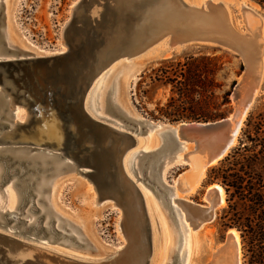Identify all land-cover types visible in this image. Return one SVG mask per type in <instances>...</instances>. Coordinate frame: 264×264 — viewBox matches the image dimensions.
<instances>
[{"label": "rangeland", "instance_id": "obj_1", "mask_svg": "<svg viewBox=\"0 0 264 264\" xmlns=\"http://www.w3.org/2000/svg\"><path fill=\"white\" fill-rule=\"evenodd\" d=\"M184 1L197 6L206 0ZM222 1L227 13L222 11L220 16L227 19L231 28L238 34L249 32L243 19L242 5L257 14L259 22L262 20L259 24L263 50L264 0ZM74 3H77L79 8L77 7V12L72 14L70 9ZM106 3L113 4L112 0H0V40L4 41L3 30L7 28H10L16 40L15 47H10L11 52L6 51L3 46L5 55L19 57L41 52H62L65 25L72 24L75 19L74 24L80 27L79 18L97 17ZM204 7L207 8L206 3ZM226 14L228 18L225 17ZM70 38L73 37L67 38L69 44ZM170 40L168 34L156 39L154 44L140 53L113 58V61L111 60L112 62L110 61L102 70V74L99 75L101 77L96 79L95 87L90 94L93 107H96L98 100H106L108 108L105 115L109 114L133 130L139 123L138 133L129 148L137 153L144 151V155L147 156L140 160L148 164V161L155 159L154 166L157 165L156 170L154 166L151 170L155 181L152 188L156 189L157 197L145 181L147 170L140 165L142 176H138L137 179L133 175L141 189V196L138 197V205L141 204L139 208L142 209L144 206L143 210L139 209L140 226L147 249L144 264H210L211 254L225 242L228 229H235L237 232L240 264H254L249 262L248 254L241 244L239 231L235 227L243 223V216L248 215L246 203L234 192L233 187L226 186L225 183L234 178H239L241 185H254L259 181L264 183V50L261 55L259 87L241 121L236 142L220 160L204 170L201 182L199 181L191 193L183 194V197L196 204H209L204 196L209 186L215 183L223 187L224 205L214 210L212 219L191 230L182 212L180 220L183 228L179 226V222L176 221L177 215L169 212L172 208L167 196L171 194V190L164 191L155 180L158 177L159 159L155 157L156 153H152L160 145L158 132L163 129L157 130L155 124L165 127L179 122H207L227 117L234 111L233 88L240 81L246 65L238 51L224 47L225 45L195 41L169 49ZM63 51H67L66 47ZM15 106L19 112L26 113L25 107L17 103L10 106V110ZM81 123L84 125L80 133L83 134V129L87 134L85 140L87 141L89 137L92 140L88 152L94 157L97 169L91 168L90 165H81L78 169L87 175L78 173L76 169L74 171L63 168L47 177L44 175L47 174V170L40 175L37 171L26 172L22 176L16 173L10 176L9 182L26 179L27 184H31L36 176H40L36 186L30 185L33 195L38 197L37 193L41 194L40 202H37L40 210L33 211L30 216L42 215L41 219H48L51 216L50 221L60 223L62 229H68V235H74V239L57 236L51 243L56 248L88 262L109 259L119 250L120 252L125 250L123 252L131 255L135 243L129 242L131 235L129 233H132L129 232L132 228L130 219L128 216L127 219L124 217L125 210L115 202L114 197L105 195L101 190L103 182L106 184L108 180L111 181L105 163L106 148L101 147L104 133L100 132L98 127L84 121ZM1 146L6 145L0 144ZM193 149L191 143L185 144V148L174 155L172 162L165 165L162 171L164 185L173 184L174 179L189 169V164H180L178 161L182 154ZM39 150L58 154V151L53 152L45 147H33L30 153ZM63 158L62 161L67 160ZM108 163L113 164V161L109 160ZM0 164L4 166L1 160ZM11 167L17 165L14 163L10 165ZM19 168L20 171L23 170L21 166ZM118 175L117 171V182L113 188L119 187ZM43 177L42 182H46V185L42 191H38ZM7 182L3 181L0 186L2 211L8 208L7 199L3 195ZM11 191L16 197L24 196L25 192L20 189L19 184L11 186ZM157 198L163 201L162 204L166 208L162 207ZM32 199L28 198V205ZM16 206L17 211L25 210L20 204L18 206L17 201ZM41 208L47 212L42 214ZM20 216L25 215L21 213ZM11 224L6 225L7 230ZM127 233L129 236L126 237ZM69 255L67 256L71 257Z\"/></svg>", "mask_w": 264, "mask_h": 264}, {"label": "bare ground", "instance_id": "obj_2", "mask_svg": "<svg viewBox=\"0 0 264 264\" xmlns=\"http://www.w3.org/2000/svg\"><path fill=\"white\" fill-rule=\"evenodd\" d=\"M216 2L217 1L215 0H206L203 1V4L200 6H196L191 3H186L184 0H157V2L150 3L151 5L138 8L134 20L130 23L128 37H123V35L121 38H118L117 35L120 37L121 33L113 32L109 27L102 29L104 31L103 34L106 35L104 43L105 47L99 53L101 56L106 53H115L118 54V57L132 56L144 51L147 47L154 44L156 39L169 34L171 39L168 46L169 49L192 41H206V43H213L221 46L225 45L224 47H229V49L238 51L244 58L246 65L245 72L241 76L240 81H238L236 88L233 90L235 94H232L235 101L234 111L227 117L215 121H207L206 123L204 121H192L201 126L216 123L224 125L218 130H208L204 132H199L200 129H194L193 131L186 130L185 128L180 129L182 132L180 138L183 142H181V147L176 149L175 154L184 149L185 144L191 143L193 145L194 149L182 154V157L178 161L180 164H189V169L174 179L173 184L167 186H164L165 181L162 177V171L165 168V165L162 167L159 174V180L157 182L162 186L164 191L171 190V194L167 196L168 201L171 202L172 208L169 212L177 215L176 221H178L179 226L183 228L180 220V214L182 212L185 220L188 221L191 230L198 228L204 221L206 222L207 220L212 219L214 210L217 207L222 206L224 202L223 187L215 183L209 186L210 188L207 189V194L204 196L206 201H209V204L205 203L204 205L196 204L193 201L186 199V197H183V194L191 193L201 180L204 170L208 166L210 167V165L216 163L217 160L236 142L235 139L239 128H241V121L244 119L246 111L251 102H253V97L256 95L259 87L258 84L261 76V55L264 50V48L262 50V36L260 35V22L262 20L259 22L260 18H257V14H255L252 9L242 5L243 19L249 32L238 34L231 28L229 21L220 16L222 11H225V13L227 12L220 2ZM205 3L207 8L204 7ZM116 4L119 3H115L114 5ZM121 4L124 3H120V5ZM105 5H108V3ZM81 6L80 8H82ZM77 7L79 8L77 3H74L70 9V13L77 12ZM119 8L120 7H117L116 10L114 8V10L118 12L120 11L117 10ZM105 11L106 9L103 7L102 10L98 12V17L105 16L104 18L106 19V16L108 17L109 13ZM227 16L228 15L226 14L225 17ZM121 22L122 21L119 20L118 23L121 24ZM133 22L135 23L134 26L132 25ZM224 22L227 24H224ZM63 36L62 51L65 47L67 48L66 35L63 33ZM3 39L4 41L0 40V61L2 59L14 57L12 55H5V50L7 48L8 50L6 51L11 52L10 47H15L16 43L10 28L3 30ZM1 41L3 44H1ZM37 54H48V52ZM19 55L20 54H18V56ZM101 68L102 66L98 70ZM99 75L93 80L86 93L84 98L85 108L92 116L102 117L108 130L117 137L118 147L116 152H118V157L116 161L120 184L118 188L105 190V195L112 198L114 197L115 202L124 208L125 212L123 215L126 213L124 217L126 216V219L127 216L129 217L130 225L132 226V228L129 229V232L132 231V233H129L131 234L129 242L130 244H135L132 247L133 251L130 252L131 255L123 252L125 250L121 252L119 250L109 259L93 262H88V260L85 261L79 257L69 255L51 244L55 241L57 236L74 239V235H68V229H62L60 223L50 221L51 216L48 219H41L42 215L37 217L30 216L33 211L40 210L37 202L39 201L41 194L38 192V197H36V195H33L30 190L33 185L36 186V182L39 181L38 178L40 176H36V180L34 179L31 184H28L27 187L29 188V191L25 190L23 193L24 196L20 195L16 197L15 193L11 191V186H17L19 182H17V180H13L11 183L9 182L10 176L16 175L17 173L14 167L10 168L8 164L9 157L30 160L31 162L29 165H34L35 168V171L33 172L37 171L40 175L47 170V174H44L46 177L63 168L73 169L74 171L76 169V171L82 175L87 174L83 170H79L78 167H80V165L76 164L69 156L63 153L61 148L63 142L62 132L55 117L49 116L46 118L44 115H40L39 122L34 125V127H27L26 125L31 118V111L27 108L21 98H17V100L13 99L7 90L6 84H0V144L6 145L0 147V153H2V155L0 154V160L4 164V168L0 164V168H2L0 169V179L1 183L3 181H8L7 186L3 189V195L7 199L8 208L5 209V211L0 209V215L1 213L7 212L6 217L10 220L8 223H12L8 230L6 228L8 223L3 225L2 228H4L3 231L5 230V232L16 235L21 239L23 238L22 240L28 243L30 242L34 246L39 245L37 247L40 249L33 248L29 246V244H25L22 247L32 254L34 258L40 260L47 259L51 264H144L147 256V249L145 248L143 240L144 235L140 226L141 218L139 205L141 204L138 205L139 198L137 195L138 193L136 192V190H138L141 194V189L133 178V175L137 179H139L138 176H142L139 156H135L136 154L138 155L137 151H131L128 145L126 146L127 143L124 138V132H128L127 129H129L130 126L123 124V122L113 118L109 114L105 115L108 108L106 100L100 99L98 100L96 107L92 106L93 102L92 99H90V94L95 87L94 83L96 79L101 77ZM15 103L23 105L26 109V113L19 112L16 106L13 107L14 109L10 110V106L12 107ZM4 107L6 109L2 111ZM186 123L188 122H179L177 125L183 126L186 125ZM138 124L137 127H135V131H138L139 129ZM155 128L157 130L163 128L162 131L160 130L158 132L160 135L162 134V141L161 136L159 135V147H161V142H168V135H166V133L164 134L163 131L165 128L161 124H155ZM33 147L49 148V150L51 149L53 152L58 151V154L51 153L47 150H39L30 153ZM63 157L67 160L62 161L61 159H64ZM156 163L158 162L156 161ZM21 169L23 168L21 167ZM23 170L21 172H23ZM42 179H44V177L41 178L39 188L37 187L39 189L38 191H42L46 185V182H42ZM20 181L23 184H27L26 179ZM55 186L56 185H54V187ZM174 189L176 191L175 194ZM30 197L33 199L28 205L27 200ZM16 201L18 202V206L20 204L21 207H25V210L17 211ZM161 201L162 200L160 199V202ZM143 208L140 210H143ZM41 210H43L42 214L47 212L44 211V208H41ZM21 213L25 216L21 217ZM1 222L0 217V223ZM15 222L18 223L17 227H13ZM19 225H21V227H19ZM27 226L30 227L26 229ZM18 227L22 228L24 233L20 234L18 232ZM59 231L66 236L61 235V233L59 234ZM127 236H129L128 233L126 234V237ZM239 249L237 232L235 229H228L225 242L219 245L211 254L212 261L210 264H235V260H237V264H240ZM67 255L71 257H68Z\"/></svg>", "mask_w": 264, "mask_h": 264}, {"label": "water", "instance_id": "obj_3", "mask_svg": "<svg viewBox=\"0 0 264 264\" xmlns=\"http://www.w3.org/2000/svg\"><path fill=\"white\" fill-rule=\"evenodd\" d=\"M152 2H157V0H112L113 4L104 6V9H106L105 12L109 13L106 19L104 18L105 16L81 17L78 19V22L81 23L80 27L74 24L75 19L72 24L65 25L63 33L66 35V40L69 36L73 37L70 44L67 42V51L40 55L26 54V56H14L0 61V84H6L7 90L13 99L17 100V98H21L31 111V118L26 126L34 127L39 122L40 115H44L46 118L54 116L62 132V151L76 164L80 166L90 165L93 169L98 168L94 164V157L88 152L91 147V138L89 137L87 141L85 140L87 134L83 129V134L80 133V129L84 125L81 122L84 121L87 124L98 127L100 129L99 131L104 133L101 147L106 148V152L104 153L105 163L108 169V177L111 181L108 180L106 184L103 182L101 186L103 193H105V190L115 187L117 182V137L108 130L102 117L92 116L86 110L84 98L93 80L113 58L118 57V54L115 53H106L102 56L99 54L105 47L106 35L103 34L104 31L102 29L109 27L113 32L121 33L120 37L117 35L118 38H121L123 35V37H128L130 23L135 18L136 10L143 6L151 5ZM115 3L119 4L114 5ZM120 3L124 4L120 5ZM117 7H120L117 9L120 10L118 12L115 11ZM119 20L122 21L121 24L118 23ZM6 50L8 49L6 48ZM101 66L102 68L98 70ZM236 86L237 83L233 89ZM4 109L6 108L4 107L2 111ZM223 125L216 123L201 126L194 122H188L183 126H178L177 124L165 126L163 132L168 135V142H161L162 146L158 147L154 152L159 159L158 177L155 180H159L162 167L172 162L176 149L181 147L183 140L180 138V134L182 133L180 129L185 128L186 130L192 131L194 129H200L199 132H204L218 130ZM127 130L128 132H124V138L127 143L126 146L128 145L129 147L134 142L135 135L138 131L133 130V128ZM78 134L79 137H77ZM160 136L162 141V134ZM138 153L139 160L147 156L144 155V151H139ZM135 156L137 157V154ZM12 158H8V164L9 166L14 163L17 165L14 169L17 174L20 173L19 176H22L26 172L32 173L35 171L34 165H29L30 160L19 159L17 157ZM109 160H112L113 164H109ZM140 162L142 161L140 160ZM140 165L145 171L147 170L145 174L147 180L145 181L152 188L155 182L153 174L151 173L154 160L151 162L148 161V164L147 162H142ZM20 166L24 169L23 172L20 171ZM156 167L157 165L154 166L155 170ZM95 181L97 180L95 179ZM19 185L21 190L29 191L28 184H23L20 181ZM153 188L152 191L157 197V191ZM158 190L160 191V188ZM136 192L138 193V197L141 196L138 190ZM158 201L162 205V201L160 202L159 199ZM162 207L164 206L162 205ZM6 215L7 212L1 213L0 215L2 221L0 223V264H51L47 259L40 260L34 258L32 254L22 247L25 244H29L33 248L40 249L37 247L39 245L34 246L32 243L22 240L23 238L21 239L16 235L5 232V230L3 231V225L10 221ZM17 224L15 222L13 227H17ZM29 227L27 226L26 229ZM18 229L20 234L24 233L22 228ZM58 233H61L63 236L65 235L60 231ZM234 262L237 264V260Z\"/></svg>", "mask_w": 264, "mask_h": 264}, {"label": "trees", "instance_id": "obj_4", "mask_svg": "<svg viewBox=\"0 0 264 264\" xmlns=\"http://www.w3.org/2000/svg\"><path fill=\"white\" fill-rule=\"evenodd\" d=\"M233 187L234 192L246 203L247 216L243 223L235 227L239 231L243 250L248 254L249 262L264 264V183L241 185L239 178L225 183Z\"/></svg>", "mask_w": 264, "mask_h": 264}, {"label": "crops", "instance_id": "obj_5", "mask_svg": "<svg viewBox=\"0 0 264 264\" xmlns=\"http://www.w3.org/2000/svg\"><path fill=\"white\" fill-rule=\"evenodd\" d=\"M218 2H220L221 4L224 3L222 0H219V1H217L216 3H218ZM199 5H200V4H199ZM199 5H197V6H199ZM201 42H206V41H201ZM209 42H210V41H209Z\"/></svg>", "mask_w": 264, "mask_h": 264}]
</instances>
